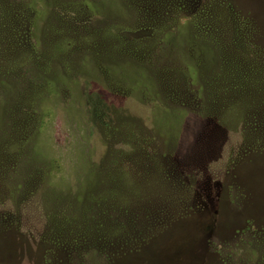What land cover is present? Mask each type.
Returning <instances> with one entry per match:
<instances>
[{
    "label": "rangeland",
    "instance_id": "374dc122",
    "mask_svg": "<svg viewBox=\"0 0 264 264\" xmlns=\"http://www.w3.org/2000/svg\"><path fill=\"white\" fill-rule=\"evenodd\" d=\"M10 4L72 45L0 79V264H264V0Z\"/></svg>",
    "mask_w": 264,
    "mask_h": 264
},
{
    "label": "trees",
    "instance_id": "16d2710c",
    "mask_svg": "<svg viewBox=\"0 0 264 264\" xmlns=\"http://www.w3.org/2000/svg\"><path fill=\"white\" fill-rule=\"evenodd\" d=\"M8 8H2V14L0 15L3 20L2 25L0 21V79L14 74L26 65H33L39 71L47 70L46 67H48L52 56L67 54L72 42L67 37H62L60 33L57 34V32L54 33L52 38L48 35L44 44L46 54L37 50L38 46L36 47L34 42H30L29 35L32 32L35 18V11L32 6L23 5L19 9L16 5L10 4ZM3 14L6 15L4 16L6 19L2 17ZM127 33V31L116 29L113 32L108 31L107 35L112 37V40L118 46H125L123 49L125 53H132L131 49L134 45L133 50H139L140 47L136 46L137 42L146 40V37H137L135 32H132L135 37L129 40ZM2 38L6 42H3ZM6 44L7 47L2 49ZM38 54L41 56H38ZM40 64H43V66L41 67Z\"/></svg>",
    "mask_w": 264,
    "mask_h": 264
}]
</instances>
